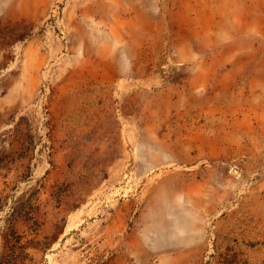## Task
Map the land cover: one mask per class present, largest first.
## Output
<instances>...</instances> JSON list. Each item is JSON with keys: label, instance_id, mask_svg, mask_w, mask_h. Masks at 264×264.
Masks as SVG:
<instances>
[{"label": "rangeland", "instance_id": "rangeland-1", "mask_svg": "<svg viewBox=\"0 0 264 264\" xmlns=\"http://www.w3.org/2000/svg\"><path fill=\"white\" fill-rule=\"evenodd\" d=\"M0 264H264V0H0Z\"/></svg>", "mask_w": 264, "mask_h": 264}]
</instances>
